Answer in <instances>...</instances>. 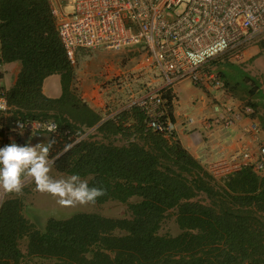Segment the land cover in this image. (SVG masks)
Here are the masks:
<instances>
[{
  "label": "trees",
  "instance_id": "obj_1",
  "mask_svg": "<svg viewBox=\"0 0 264 264\" xmlns=\"http://www.w3.org/2000/svg\"><path fill=\"white\" fill-rule=\"evenodd\" d=\"M0 18L6 61L22 63L9 90L16 117L57 121L60 130L47 142L48 155L56 157L54 167L80 177L91 175L89 186L106 190L96 202L129 203L132 213L118 218L80 212L65 219L52 217L39 229L25 216L24 202L12 198L0 214V264L24 259V238L30 257L55 264H264V228L258 230L251 220L256 208L264 212V177L246 167L220 183L181 142H170L144 126L143 133L151 134L146 145L88 139L68 147L82 125L95 126L102 116L73 90L75 65L49 0H0ZM52 74L62 77L59 98L43 92L44 80ZM116 124L111 118L99 131L124 130ZM200 192L213 204L194 200ZM134 196L141 200L130 202ZM172 209L180 232L163 234Z\"/></svg>",
  "mask_w": 264,
  "mask_h": 264
},
{
  "label": "built area",
  "instance_id": "obj_2",
  "mask_svg": "<svg viewBox=\"0 0 264 264\" xmlns=\"http://www.w3.org/2000/svg\"><path fill=\"white\" fill-rule=\"evenodd\" d=\"M57 30L71 62L77 63L84 50L109 49L122 51L140 46L152 59V69L164 79L163 88H153L141 96L131 92L125 111L139 110L147 132L162 134L172 141L176 134L171 118L174 97L168 94L179 83L191 82L201 88L226 89V81L217 61L229 56L231 61H245L248 48L264 40V0H49ZM0 18V24H1ZM223 41L226 47L199 60V53ZM4 41L0 34V147L13 142L23 145L44 134H58L55 120L23 118L15 115L9 102L7 83L8 62ZM192 57H196L194 62ZM234 59V60H233ZM171 97H170V96ZM217 116L210 128H233L244 116H253L256 109L251 103L235 107L219 104ZM108 120L88 130L79 131L72 145L86 139ZM209 128V129H210ZM263 126L252 121L244 130L258 136ZM256 149L242 148L229 156L209 161L208 170L215 178H223L251 167L264 174V141ZM47 146L46 144H39ZM49 164L56 157L48 155ZM27 184L32 178L23 177ZM0 188V214L8 195Z\"/></svg>",
  "mask_w": 264,
  "mask_h": 264
},
{
  "label": "rangeland",
  "instance_id": "obj_3",
  "mask_svg": "<svg viewBox=\"0 0 264 264\" xmlns=\"http://www.w3.org/2000/svg\"><path fill=\"white\" fill-rule=\"evenodd\" d=\"M251 47H255V50L258 51H253L252 55L248 56V59H246V61L234 62L240 63L241 66L245 68H250L249 72H256L255 74L258 77H253L256 78L261 85H264V70H261V68H264V66L259 67L257 66V64L256 66H254L256 58L260 57L261 55H264V40ZM151 63L152 59L150 58V55L140 46H134L122 51H114L103 48L84 50L78 56L77 63L75 64L76 71L75 79L72 84L73 90L75 88L74 91H77V93L80 95V88L83 81H85L87 85L99 83L102 84L104 87H108V85L113 83L115 84V86H117L118 89H120V86L124 85L125 82H128V96H130L131 92L136 93V96H141L146 91L155 88L156 78L162 77L159 71L156 70L155 72V70L152 69ZM226 63H233V61H231L229 56L227 55L223 56L217 61V65L220 71H222V65ZM13 69L14 68L12 66L8 67L7 83L10 85V88L12 87L11 83L13 82L14 78L10 75ZM120 74H122V76H126L127 79L122 81L123 77ZM112 75L116 76L112 77ZM248 80L251 82V89H246L243 92L239 91L238 93L242 94L245 98L244 104L251 103L254 107L261 106V111L264 112V102H261L257 99L259 97L260 92L264 89H261L260 85L259 87H257L256 82L254 80ZM78 85L80 87H78ZM263 115L264 113H262L261 119L262 117L264 118ZM262 120L264 122V119ZM85 127L87 126L82 125L80 129H84ZM118 133H121L122 136H119ZM145 134L146 133H143L142 128L135 127L134 124L130 123V125H126L124 127V130H121L120 132H113V130H106L99 133L92 132L85 138L86 140L89 139L92 141L111 143L118 146H127L132 142H136L141 145H146L147 142H150L151 140V134ZM51 137L52 134H44L40 138H35L33 140V143L34 145L45 143L47 144ZM47 159H49L48 156ZM200 162L204 165L201 160ZM204 167L205 169L208 168L207 164H205ZM48 175L53 179L59 180L67 179L73 174L60 172L54 167L53 164H50V170ZM260 176L264 177V174ZM80 178L82 180L89 181L91 175ZM216 181L223 183L224 180L222 179ZM12 198H19L24 202L25 216L29 218L32 222H34L39 229H44L48 220L52 217L58 219H65L80 212H98L108 217L118 218L131 217L132 215L129 208V203L121 202L115 199H111L103 203L95 202L94 204L87 205L61 206L57 203V197H54L46 192L38 191L36 188L35 180L33 178L27 184H24L21 195L10 193L8 195L7 201ZM139 200H141V197L139 196H134L130 198V202H137ZM194 200L202 202L204 204H213L212 199L205 192H200ZM175 211L176 209H172L168 213V217L163 223L161 233L177 235L180 232L179 225L176 220ZM252 214L253 217L251 220L254 222L258 230H262L264 228V212H260L256 208L254 210V213ZM117 233L123 234L124 232L122 230H117ZM20 248L25 254V257L21 260L19 264H55L57 262L56 260H47L42 258L30 257L28 255L27 238H24L20 241ZM8 262L9 264H14V260H9Z\"/></svg>",
  "mask_w": 264,
  "mask_h": 264
},
{
  "label": "crops",
  "instance_id": "obj_4",
  "mask_svg": "<svg viewBox=\"0 0 264 264\" xmlns=\"http://www.w3.org/2000/svg\"><path fill=\"white\" fill-rule=\"evenodd\" d=\"M255 47L248 48L245 61L248 56L252 55L253 51H258L255 50ZM255 62L254 66L257 64V66L263 67L264 55L256 58ZM11 66L14 68L10 74L14 77L11 83V86H13L22 69V63L20 61L11 62L7 67ZM249 69L234 61L231 64H223L221 72L227 84L226 89L201 88L187 81L177 84L168 91V94H172V97H174L170 116L176 128L175 140L181 142L183 147L204 164L221 156H229L244 147L255 151L256 137L257 142L264 141V122L262 120L264 118L262 117L261 119V115L264 112L261 111V106H255V115L251 117L244 116L231 129H219L218 126L210 128V124L217 116L216 108L219 104H229L235 107H240L244 104L245 98L238 92L251 89V82L248 79L254 78L253 76L258 77L255 74L256 72H249ZM262 69L264 70V68ZM120 75L122 76V74ZM114 76L116 75H112V77ZM122 77V81L127 79L126 76ZM252 80L256 82L257 87L260 85V88L264 89V85H261L256 78ZM164 85L162 77L156 78V88H163ZM78 87L80 86L78 85ZM126 88L127 84L125 83L118 89L113 83L108 85V87H104L99 83L87 85L83 81L80 88V96L102 118L107 117L108 120L112 118L117 123V126L124 128L132 123L135 127L141 128L143 124L140 121V111L137 110L139 113L136 110L125 111L128 99ZM43 92L51 98L61 97L64 92L61 75L52 74L48 76L44 80ZM257 99L264 102V90L260 92ZM252 121H259L262 124V134L252 136L244 132ZM118 134L122 136L121 133Z\"/></svg>",
  "mask_w": 264,
  "mask_h": 264
},
{
  "label": "clouds",
  "instance_id": "obj_5",
  "mask_svg": "<svg viewBox=\"0 0 264 264\" xmlns=\"http://www.w3.org/2000/svg\"><path fill=\"white\" fill-rule=\"evenodd\" d=\"M224 47H226V43L221 41L218 46L199 53V60H203L206 56L214 55L216 51ZM192 58L194 62H197L196 57ZM57 124L59 125L58 122ZM86 128L89 129L90 127L84 128L88 130ZM84 129H78V132H82ZM96 132L99 133L102 131L98 129ZM175 137L170 142L176 141ZM47 156V146L38 144L33 145L30 142L23 145L13 142L4 147H0V188L7 193L21 195L24 187L22 178L31 177L35 180L38 191L46 192L57 197V203L61 206L94 204L98 197L106 194L104 188L90 187L88 181L82 180L78 174H73L67 179H53L48 175L50 164ZM206 164L208 166V162ZM206 171L209 172L215 180H224L228 177L215 178L208 168H206Z\"/></svg>",
  "mask_w": 264,
  "mask_h": 264
}]
</instances>
